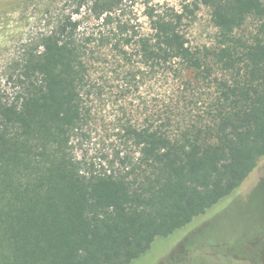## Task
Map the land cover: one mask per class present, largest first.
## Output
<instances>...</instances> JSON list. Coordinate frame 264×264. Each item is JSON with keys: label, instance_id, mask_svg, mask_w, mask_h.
Listing matches in <instances>:
<instances>
[{"label": "trees", "instance_id": "obj_1", "mask_svg": "<svg viewBox=\"0 0 264 264\" xmlns=\"http://www.w3.org/2000/svg\"><path fill=\"white\" fill-rule=\"evenodd\" d=\"M195 1L210 8L215 47H192L172 7L148 8L143 31L118 12L120 1L106 0L91 5L95 29L68 15L40 37V49L25 50L18 90L0 99V264H132L256 167L264 29L239 30L264 20V0ZM108 72L126 96L143 77L182 86L162 109L142 102L128 110L134 118L123 111L121 148L96 165L74 148L111 92ZM200 88L207 93L197 98ZM186 97L203 105L180 104Z\"/></svg>", "mask_w": 264, "mask_h": 264}, {"label": "rangeland", "instance_id": "obj_2", "mask_svg": "<svg viewBox=\"0 0 264 264\" xmlns=\"http://www.w3.org/2000/svg\"><path fill=\"white\" fill-rule=\"evenodd\" d=\"M94 1L106 0H0V99L12 97L18 90L14 78L25 50L40 49V37L50 33L62 18L71 15L80 19V29L86 32L97 27L91 8ZM113 1H120L118 12L131 18L143 31L149 26L148 8L162 11L172 7L183 13L185 36L192 47L218 45V29L212 22L210 8L195 0ZM261 29L263 19L249 18L239 32L252 36ZM107 76L111 92L105 102L97 103L96 120L85 127V135L79 137L74 148L79 158L96 165L121 148L118 132L123 111L134 118L137 113L128 110L142 102H146L147 111L162 109L175 97L174 90L182 86L164 75L143 77L137 91L133 87L127 97L119 92L120 78L110 72ZM206 93L200 88L194 94L198 98ZM197 98L196 106L200 109L203 104ZM195 99L188 102L186 97L180 104L191 108ZM132 264H264V156L231 195L171 237L156 239L149 253Z\"/></svg>", "mask_w": 264, "mask_h": 264}]
</instances>
